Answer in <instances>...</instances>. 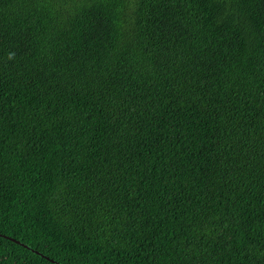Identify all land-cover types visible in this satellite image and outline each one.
<instances>
[{
	"label": "trees",
	"instance_id": "obj_1",
	"mask_svg": "<svg viewBox=\"0 0 264 264\" xmlns=\"http://www.w3.org/2000/svg\"><path fill=\"white\" fill-rule=\"evenodd\" d=\"M0 264H264V0H0Z\"/></svg>",
	"mask_w": 264,
	"mask_h": 264
},
{
	"label": "clouds",
	"instance_id": "obj_2",
	"mask_svg": "<svg viewBox=\"0 0 264 264\" xmlns=\"http://www.w3.org/2000/svg\"><path fill=\"white\" fill-rule=\"evenodd\" d=\"M74 2H76V1H79V0H73ZM8 39H9V41H10V36H8Z\"/></svg>",
	"mask_w": 264,
	"mask_h": 264
}]
</instances>
